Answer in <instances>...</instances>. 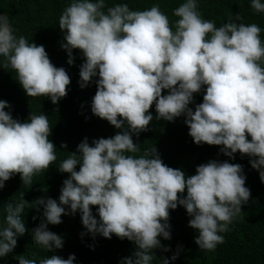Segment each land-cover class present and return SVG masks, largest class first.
I'll return each mask as SVG.
<instances>
[{"label":"clouds","instance_id":"9594fccd","mask_svg":"<svg viewBox=\"0 0 264 264\" xmlns=\"http://www.w3.org/2000/svg\"><path fill=\"white\" fill-rule=\"evenodd\" d=\"M250 8L264 13V2L250 0ZM172 15L177 19L170 25L159 4L133 10L127 3L108 6L106 0H69L62 9L58 26L66 62L71 66L72 50H80L79 87L96 78L91 114L120 131L93 139L91 146L82 139L59 162L57 170L68 176L57 199L29 203L22 192L3 205L0 257L25 234L27 208H42L31 239L46 252L63 246L47 225L79 212L91 236L115 235L133 243L135 250L119 264H152L154 249L169 251L161 239H170L169 210L178 205L190 217L187 225L197 232L194 243L200 250L214 251L224 242L221 233L230 230L250 197L242 166L209 160L189 176L165 165L155 147L141 152L132 137L148 130L154 105L156 120L183 116L194 144L221 146L219 152L230 159L237 152L249 157L264 184V41L257 24L238 23L239 13L219 27L202 18L198 0H182ZM0 68L15 73L28 97H47L55 105L67 94L65 69L50 62L43 45L17 36L5 15H0ZM202 88V102L189 107ZM6 108L10 105L0 100V188L17 173L31 185L57 160L48 116L30 112L20 122ZM90 206H96V216ZM15 259L18 264H74L75 256ZM175 259V254L162 256L159 264Z\"/></svg>","mask_w":264,"mask_h":264},{"label":"trees","instance_id":"16d2710c","mask_svg":"<svg viewBox=\"0 0 264 264\" xmlns=\"http://www.w3.org/2000/svg\"><path fill=\"white\" fill-rule=\"evenodd\" d=\"M69 0H0V15L8 17L10 25L17 36H24L29 42L43 45L50 62L56 67H63L70 78L66 86L67 94L55 105L47 97H28L15 79V73L10 69L0 68V100L10 105L13 119L24 122L30 112L48 116L51 133L49 140L54 144L57 160L43 172L33 177L31 185H24L15 174L4 182L0 188V222L3 220V205L15 200L23 192L25 201L31 203L37 198L57 199L62 181L67 173L57 170L59 162L68 153L76 151V146L82 139L91 141L98 138H109L120 131L109 125L106 120L91 114L90 102L95 94V79L81 89L78 85L79 66L83 57L78 49L72 50L73 64H67V54L61 49L63 34L58 26V17ZM264 2V0H262ZM117 3H127L130 9L143 10L152 4H159L160 10L168 18L170 25L177 17L172 10L182 3V0H106L111 6ZM198 10L202 18L211 20L219 27L237 13L241 20L238 23H255L261 28L260 38L264 41V13H254L250 8V0H198ZM166 90H162V95ZM203 88L200 93L193 94V103L189 107L202 102ZM149 112L153 120L148 130L133 136V142L144 148L153 146L157 149L162 162L172 168L181 169L186 175L195 174V168L209 160L240 164L245 175V186L250 190V197L241 206L240 215L229 225V231L221 233L224 238L214 251H203L194 243L197 232L188 227L185 209L178 205L169 210L170 239H161V245L169 251L154 249L152 264H159L160 257L170 258L176 255L170 264H264V184L259 180L258 172L251 168L249 157L241 156L239 152L233 157L224 156L219 152L221 146L194 144L188 135L184 117L173 121L155 119L154 105ZM250 139V137H249ZM61 144L65 145L61 148ZM79 165L76 166L78 171ZM186 194V193H185ZM96 216V206H90ZM67 211V206H65ZM42 208L25 209L22 219L25 224V234L17 238L16 247L4 257L0 264H18L15 257L43 258L57 255L67 259L74 254V264H119L135 250V246L127 239H119L112 235L110 239L99 234L94 237L88 234L80 222V213L62 215L58 225H47V229L62 237L63 246L60 249L46 252L36 246L31 239V230L41 222ZM36 217V219H33ZM98 218V217H97ZM84 232L83 236L80 233Z\"/></svg>","mask_w":264,"mask_h":264}]
</instances>
